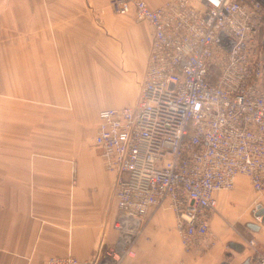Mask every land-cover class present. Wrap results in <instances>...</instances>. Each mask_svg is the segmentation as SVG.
Returning <instances> with one entry per match:
<instances>
[{
    "label": "crops",
    "instance_id": "0c3cea01",
    "mask_svg": "<svg viewBox=\"0 0 264 264\" xmlns=\"http://www.w3.org/2000/svg\"><path fill=\"white\" fill-rule=\"evenodd\" d=\"M110 1L0 0V264L91 260L117 241L116 174L95 144L99 114L137 104L153 29ZM253 189L240 175L216 194V243L204 253L185 250L168 206L150 210L127 264H250L255 250L264 254Z\"/></svg>",
    "mask_w": 264,
    "mask_h": 264
},
{
    "label": "built area",
    "instance_id": "2783aa9c",
    "mask_svg": "<svg viewBox=\"0 0 264 264\" xmlns=\"http://www.w3.org/2000/svg\"><path fill=\"white\" fill-rule=\"evenodd\" d=\"M110 5L153 29L137 104L99 114L95 144L116 174L118 238L91 260L55 256L45 264H127L150 210L164 206L185 250L208 252L216 194L233 190L240 175L264 191V0ZM250 264H264V254L255 250Z\"/></svg>",
    "mask_w": 264,
    "mask_h": 264
},
{
    "label": "water",
    "instance_id": "95a60500",
    "mask_svg": "<svg viewBox=\"0 0 264 264\" xmlns=\"http://www.w3.org/2000/svg\"><path fill=\"white\" fill-rule=\"evenodd\" d=\"M255 216L258 219H260L261 222L264 224V206L262 204L258 205L257 210L255 212ZM248 226L255 231H257L261 228L260 225L254 224V223H250V224H248ZM230 245H231V247H233L235 249H240V250L244 249V246L242 244H239V243L232 242Z\"/></svg>",
    "mask_w": 264,
    "mask_h": 264
},
{
    "label": "rangeland",
    "instance_id": "374dc122",
    "mask_svg": "<svg viewBox=\"0 0 264 264\" xmlns=\"http://www.w3.org/2000/svg\"><path fill=\"white\" fill-rule=\"evenodd\" d=\"M252 192H253V195L255 196V202L254 203H252V207H251V213H252V215H254V213L256 212V210H257V207H258V205L260 204L259 202L261 201V202H264V195L263 194H261V193H259V192H256L254 189L252 190ZM230 227H232L233 229H237L236 227H238V225L237 224H234V223H232V222H230Z\"/></svg>",
    "mask_w": 264,
    "mask_h": 264
}]
</instances>
